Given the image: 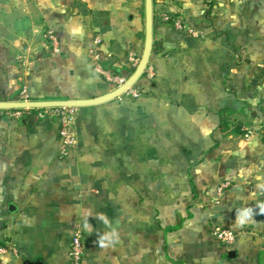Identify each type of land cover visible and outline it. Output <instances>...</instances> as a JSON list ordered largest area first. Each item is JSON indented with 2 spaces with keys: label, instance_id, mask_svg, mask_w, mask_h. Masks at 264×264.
Returning <instances> with one entry per match:
<instances>
[{
  "label": "crops",
  "instance_id": "1",
  "mask_svg": "<svg viewBox=\"0 0 264 264\" xmlns=\"http://www.w3.org/2000/svg\"><path fill=\"white\" fill-rule=\"evenodd\" d=\"M145 38L146 0H0V102L105 96L92 51L129 76ZM150 66L78 108L65 157L39 109H0V264H69L78 227L83 264H264V0H154Z\"/></svg>",
  "mask_w": 264,
  "mask_h": 264
},
{
  "label": "built area",
  "instance_id": "2",
  "mask_svg": "<svg viewBox=\"0 0 264 264\" xmlns=\"http://www.w3.org/2000/svg\"><path fill=\"white\" fill-rule=\"evenodd\" d=\"M53 42H55V38L51 36ZM100 40L96 41V44H99ZM92 60L94 62V70L95 72L106 78L107 81L114 85V91L122 88L127 84L129 79L134 75L137 71L141 60L142 55L131 51L128 54V60L131 65V74L129 76H123L118 72H114L112 70L106 69L104 65L101 63L99 56L92 51L91 53ZM153 79L154 70L150 66H147L145 71L143 72L139 81L143 78ZM138 81V82H139ZM138 82L132 87L128 88L122 96L130 97V98H138L141 95V90L137 87ZM27 92L24 90L20 93L19 98L15 102H30ZM24 110L28 109H17L13 112L15 117H20ZM39 116L43 119L48 118L56 122L60 127V138H61V148L60 155L61 157H65L69 154L70 150L76 147L78 142V135L76 131V118L78 108L75 107H61V108H46L39 109ZM252 133L250 132L249 135ZM229 187V184L224 183L219 187V193H223L225 189ZM214 238L219 241L222 245L230 246L235 243L237 235L234 231L224 228H215L212 232ZM85 244L83 242V231L80 227H78L71 239L70 243V261L69 264H83L85 257Z\"/></svg>",
  "mask_w": 264,
  "mask_h": 264
},
{
  "label": "water",
  "instance_id": "3",
  "mask_svg": "<svg viewBox=\"0 0 264 264\" xmlns=\"http://www.w3.org/2000/svg\"><path fill=\"white\" fill-rule=\"evenodd\" d=\"M154 47V0H146V38L145 48L142 55L141 63L129 79L127 84L122 88L115 90L105 96L98 97L91 100H52V101H30V102H0V109L2 110H17V109H46V108H61V107H88L104 104L119 98L123 93L133 85H135L141 78L143 72L150 64L152 52ZM28 264H40L38 262H28Z\"/></svg>",
  "mask_w": 264,
  "mask_h": 264
},
{
  "label": "clouds",
  "instance_id": "4",
  "mask_svg": "<svg viewBox=\"0 0 264 264\" xmlns=\"http://www.w3.org/2000/svg\"><path fill=\"white\" fill-rule=\"evenodd\" d=\"M250 215H251V210L250 209L243 210L241 213H239L237 215L236 223L239 224V225H243L244 223H246V220L250 217ZM111 236L115 238V241L114 242H118V239L119 238H118V235L115 232V230H113V232L111 233ZM103 239L107 240L108 239V236L105 235L103 237Z\"/></svg>",
  "mask_w": 264,
  "mask_h": 264
}]
</instances>
